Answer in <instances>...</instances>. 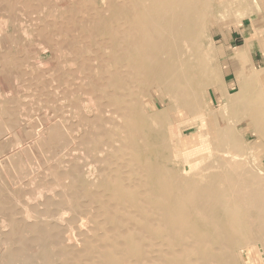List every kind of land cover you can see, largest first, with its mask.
<instances>
[{
	"label": "bare ground",
	"instance_id": "obj_1",
	"mask_svg": "<svg viewBox=\"0 0 264 264\" xmlns=\"http://www.w3.org/2000/svg\"><path fill=\"white\" fill-rule=\"evenodd\" d=\"M204 9L0 0V79L13 93L37 87L44 106H15L0 132V151L32 169L4 172L0 185L5 264H264V174L246 163L264 146V95L253 85L264 78L234 56L238 92L218 88L226 108L206 106L218 76L205 58ZM33 58L50 63L45 75L30 70ZM243 121L253 146L237 131Z\"/></svg>",
	"mask_w": 264,
	"mask_h": 264
},
{
	"label": "rangeland",
	"instance_id": "obj_2",
	"mask_svg": "<svg viewBox=\"0 0 264 264\" xmlns=\"http://www.w3.org/2000/svg\"><path fill=\"white\" fill-rule=\"evenodd\" d=\"M203 1L205 2V4H204ZM201 2L203 4V7L205 8L203 16H204V19H205L204 23L206 25H205V28H204L205 30H204V36H203V48H204V50L207 49L206 51L208 52V53H206L208 56L206 55L205 58H206V60H207V62L209 64L208 66L210 67V70L215 72V74L218 76L217 79L214 81V83L210 87L204 89V91H203L204 92V96H205L204 97L205 98L204 103L206 104V106H209L211 110L219 111V109H223V107L225 106V103L224 102H222V103L219 102L220 95H218V93H219L218 92V88L219 89L222 88L225 91V93H228L227 95L230 98H233L231 96H235L236 93L238 92V81L236 79V73H235V70H234V67H233L234 65H229L228 64V59H227L226 53L220 48V46H221L222 40H224L226 38V35L228 34V31L230 30V22H232V20L234 21L237 18L240 19L239 18L240 16L239 17H228L229 9L234 8L235 5H236V2L233 1V0H201ZM0 34H1L0 35L1 36L0 37V41H1L0 44H2V45H0V50H2V52L0 51L1 52L0 54H2L3 51H4V53L2 54V56L0 55V57H3V56H6L7 53L9 52V50L7 48L9 45H8V43H6V42H8L7 36H8L9 33L7 32V22H6L5 18H3L1 15H0ZM32 56L33 57H36V56L38 57V53H35V54L33 53ZM31 59H32V57H31ZM34 61H35V59L33 60V62ZM1 63L2 62H0V65H1ZM35 64H36V66L33 65L30 70H32V72L34 74L36 72H37V74L39 72H41V73H39V75H41V74L45 75L46 72H47L48 66H50L49 62L42 63L39 60L35 61ZM34 66H35V68H34ZM248 66H249L250 71L252 72V74L259 75L262 78H264V69H262V67H260L259 65L253 64L250 59L248 60ZM35 70H37V71H35ZM42 70H44V71H42ZM238 70H240V68ZM37 74L35 76H37ZM2 80L3 79H0V82H1L0 83V89H1L0 92L2 91V93H3V96L1 95L2 93H0V97H1L0 98V132L2 131V129L3 130H7L8 129V124L14 118V115H10V114H12L11 112L14 110V108L19 106L18 108L20 109L22 107V105H26L28 103L25 107L27 109L33 111V112H35V111L37 112L38 110H40V108H41L40 106H43V103H41L42 102L41 101L42 97L39 94L40 93L39 89L37 91V87L33 86L30 89H26L25 88L27 91H25L24 89L23 90L19 89V90H16V93L15 92L13 93L12 91L10 92L11 89L9 88L7 81L3 80L5 82L4 83ZM6 83H7V85H6ZM246 83H249V82H246ZM253 85H256L255 88L257 89V87H258L257 90L261 91V94L263 93V95H264V79H262V81H259L258 83L256 82ZM4 86L5 87L7 86V87L4 88ZM6 91H8V92H6ZM12 93H13V95H12ZM23 95H27L26 98ZM12 97L13 98L15 97L14 100H13ZM28 97H29V99H28ZM20 98H21V100H20ZM17 99H19V100H17ZM34 99H35V101H34ZM10 100H12V101H10ZM23 100H25V103H24ZM17 101H18L19 104L17 103ZM35 102H36V104H34ZM12 105H14V106H12ZM31 105L34 106V107L32 108ZM29 106H31V107L29 108ZM43 107H42V109H43ZM224 108H226V107H224ZM7 110H8L9 113L7 112ZM4 115H5V117H4ZM182 119H183L182 120V122H183L182 125H187V122L190 120L189 117H188V119L187 118H182ZM3 120L6 121L7 124L4 123ZM184 122H186V123H184ZM245 123H248V122L243 121V122H241V124L237 125V131H238V133L240 134V137H242V139H243V141L245 143L253 146L252 143L255 142L256 137L252 136L253 135L252 134V127H250L251 125L250 124L246 125ZM194 133H196L195 130L189 129L187 131L186 135L184 136V139H186V138L187 139H194V136H193ZM247 134L249 135V137H248ZM247 137H248V139H247ZM251 141H252V143H251ZM259 147L256 146V147H253L252 149L249 150V154H247V156L248 155L249 156L246 157L247 158L246 159V163L247 164L249 163L248 164V166H249L251 164V162H252L253 165H250V167H248V168H250L254 172H257V171L259 172L260 171V174L261 173L264 174V146L262 147V144H261V146L259 145ZM0 155H1L0 156V185L2 184L3 180L5 179L4 178L5 177L4 176V172H32L30 164L26 163V165H24L22 167L19 166L20 160L18 161V159L16 157L14 158V157L8 155V149L4 151V154H3L2 150H1L0 151ZM2 155H3V158H2ZM250 155H252V156H250ZM249 159L250 160L252 159V160L250 161ZM213 160H215V159H213ZM247 160H248V162H247ZM253 160H255L254 162H255L256 165H254ZM213 162H215V161H213ZM15 165H17V168L15 167ZM253 166H255V167H253ZM27 168H28V170H26ZM254 169H256V170H254ZM3 191L4 192L6 191L5 187L3 188ZM3 193L0 191V194L3 197L7 196V194H8L7 192H5L6 195H4ZM0 204H1L0 205V264H5L4 263V257H5V254L7 253V250H8V248L6 249V247H9V244L8 243L6 244L5 241L7 242V234L10 231L9 230L10 229V226H9L10 223H9V221L7 219L8 217L3 213V210H4L3 208H5V206H4V204L2 203L1 200H0ZM5 217H7V218H5ZM4 218H5L6 221L4 220ZM3 229H6V230H3ZM4 239H6V240H4ZM2 246H3V248H2Z\"/></svg>",
	"mask_w": 264,
	"mask_h": 264
},
{
	"label": "crops",
	"instance_id": "obj_3",
	"mask_svg": "<svg viewBox=\"0 0 264 264\" xmlns=\"http://www.w3.org/2000/svg\"><path fill=\"white\" fill-rule=\"evenodd\" d=\"M233 1L236 5L229 9L228 17L240 16V19L230 22V30L220 48L226 53L229 65L235 63L233 58L244 55L246 58H242L247 62L250 59L264 69V0Z\"/></svg>",
	"mask_w": 264,
	"mask_h": 264
}]
</instances>
